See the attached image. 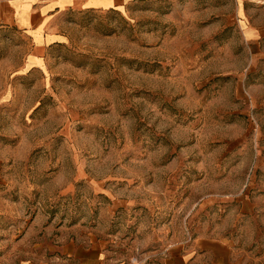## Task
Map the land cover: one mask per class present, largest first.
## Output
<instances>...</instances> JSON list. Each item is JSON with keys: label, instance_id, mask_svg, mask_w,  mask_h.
Returning <instances> with one entry per match:
<instances>
[{"label": "rangeland", "instance_id": "374dc122", "mask_svg": "<svg viewBox=\"0 0 264 264\" xmlns=\"http://www.w3.org/2000/svg\"><path fill=\"white\" fill-rule=\"evenodd\" d=\"M251 2L81 5L45 47L0 26V264H138L197 236L264 263Z\"/></svg>", "mask_w": 264, "mask_h": 264}, {"label": "crops", "instance_id": "0c3cea01", "mask_svg": "<svg viewBox=\"0 0 264 264\" xmlns=\"http://www.w3.org/2000/svg\"><path fill=\"white\" fill-rule=\"evenodd\" d=\"M125 0H0V26L14 24L33 36L39 46L57 41L55 16L66 10L86 7L108 8ZM264 5V0H249ZM242 10V8H241ZM36 55V54H35ZM34 56V55H33ZM32 60V59H31ZM103 256V255H102ZM96 264H111L110 259ZM138 264H254L244 260L230 242L218 236H197L173 241L163 251L138 254ZM264 264V263H262Z\"/></svg>", "mask_w": 264, "mask_h": 264}]
</instances>
